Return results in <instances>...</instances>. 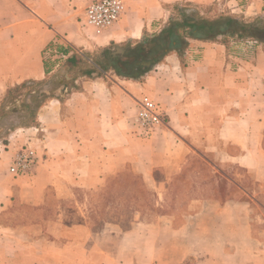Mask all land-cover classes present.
Masks as SVG:
<instances>
[{
    "label": "crops",
    "instance_id": "0c3cea01",
    "mask_svg": "<svg viewBox=\"0 0 264 264\" xmlns=\"http://www.w3.org/2000/svg\"><path fill=\"white\" fill-rule=\"evenodd\" d=\"M92 1L0 0V124L16 119L0 137V264H264V45L239 42L231 53L190 40L134 77L117 72L130 64L113 55L157 32L167 5L238 4L252 16L264 0H122L119 20L99 33L84 20ZM96 50L113 63L94 61ZM32 85L42 102L22 123L4 101ZM143 97L164 120L148 134L135 124ZM27 148L34 166L11 174ZM184 177L219 178L203 191L229 196L198 201L178 225L161 217L100 229L86 212L89 198L140 193L131 180L174 194Z\"/></svg>",
    "mask_w": 264,
    "mask_h": 264
},
{
    "label": "rangeland",
    "instance_id": "374dc122",
    "mask_svg": "<svg viewBox=\"0 0 264 264\" xmlns=\"http://www.w3.org/2000/svg\"><path fill=\"white\" fill-rule=\"evenodd\" d=\"M178 3H191L198 8L200 14L207 16V17H218L220 15H230L235 17L239 20H246L251 21L256 18L264 19V11L252 16H245L242 13H238L234 11L238 8V4L231 5L230 7L224 9V7L220 6L219 4H210V5H202L196 4L192 2H176L170 5H167L165 8L168 12L167 19L164 23H156V27L160 24V29L167 23V21L172 16V6ZM232 11V12H231ZM231 12V13H230ZM230 13V14H228ZM158 30V31H159ZM157 31V32H158ZM154 33V32H153ZM152 33H146V35H151ZM143 37V36H142ZM142 38L136 44H126L123 47H119L125 51V53L129 52L132 49H137L138 45L141 43ZM220 42L230 49L231 53L238 52V43L244 42L239 41L238 39H224L219 40ZM246 42V41H245ZM115 47H110V52H113ZM104 52L102 50H96L92 52V56L94 61H100L102 64L109 63V60L106 56L103 55ZM118 66L123 68L122 64L128 65L131 64L133 61L137 60V56L135 57H127V56H120L118 55ZM113 62L109 63L112 64ZM115 63V62H114ZM108 64V66H109ZM38 86L32 85L31 87L27 88L24 87L20 90L12 92L9 96H7L6 101L8 102L9 106H17L21 110L20 114V122L26 123L30 120L31 114L36 110L37 106L42 102V99L38 96ZM30 96V104H25V101ZM25 106H29L28 110H25ZM16 122V119H13ZM13 121H8L6 124H0V137H3L13 125ZM196 164V163H194ZM199 165L202 162L199 160ZM190 169V168H189ZM196 171L190 172L192 176L196 174L202 175L198 169H194ZM201 170V169H200ZM193 171V170H192ZM183 174V172H182ZM178 180L184 181L186 184L185 186H178L175 188L177 190L176 193H171L172 185H170L166 192L163 194H158L154 192V189L149 186V184H144L138 180H131L130 183L134 184L136 187H132V189L139 191L135 195L133 194H120V193H110L108 195H98V197H94V200L91 198L88 199L86 210L90 221H97L98 226L100 229L104 226L105 223H113L118 225L119 229L124 231L128 229L132 223L141 222V223H151L157 221L161 217H168L170 221H174V225H178L183 221H187L189 215L193 212V210L198 209L200 206L197 204L198 201H203L206 199H214V200H224L228 194L223 193L221 195L218 194H211L208 190L206 193L203 191L204 187L209 188L208 185L212 187V189H216L218 184H220L219 178H181L176 179L174 182ZM218 183V184H216ZM173 184V183H172ZM164 189V186H162ZM118 190L114 188V191ZM229 196V195H228ZM79 200L85 203V196L78 195ZM203 221V219L201 220ZM206 221H210L208 217ZM138 257H130V264H139Z\"/></svg>",
    "mask_w": 264,
    "mask_h": 264
},
{
    "label": "trees",
    "instance_id": "16d2710c",
    "mask_svg": "<svg viewBox=\"0 0 264 264\" xmlns=\"http://www.w3.org/2000/svg\"><path fill=\"white\" fill-rule=\"evenodd\" d=\"M172 16L158 32L146 35L137 47V60L128 68L131 72L120 73L127 77L142 75L151 66L160 62L171 52L183 53L190 40L216 42L224 39H238L264 45V19L239 20L230 15L207 17L199 13L191 3H178L172 6ZM138 63V64H135ZM129 70V71H130Z\"/></svg>",
    "mask_w": 264,
    "mask_h": 264
},
{
    "label": "built area",
    "instance_id": "2783aa9c",
    "mask_svg": "<svg viewBox=\"0 0 264 264\" xmlns=\"http://www.w3.org/2000/svg\"><path fill=\"white\" fill-rule=\"evenodd\" d=\"M124 11L122 0H93L85 9V23L97 33L115 24ZM135 124L148 134L164 124L162 113L158 105L148 97L138 101V112ZM36 161L32 149H20L16 152L9 169L13 175L29 173Z\"/></svg>",
    "mask_w": 264,
    "mask_h": 264
},
{
    "label": "water",
    "instance_id": "95a60500",
    "mask_svg": "<svg viewBox=\"0 0 264 264\" xmlns=\"http://www.w3.org/2000/svg\"><path fill=\"white\" fill-rule=\"evenodd\" d=\"M136 53H137V49H132V50H130L129 52L125 53L124 50L117 48V49L113 52V55H120V56H124V55H126V56L131 57V56H135ZM142 64L145 65V66H150V63H149V62L142 63Z\"/></svg>",
    "mask_w": 264,
    "mask_h": 264
}]
</instances>
